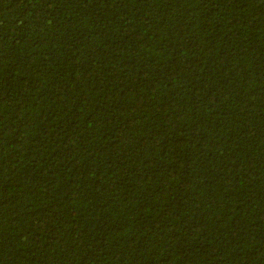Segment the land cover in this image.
Listing matches in <instances>:
<instances>
[{
    "label": "trees",
    "instance_id": "obj_1",
    "mask_svg": "<svg viewBox=\"0 0 264 264\" xmlns=\"http://www.w3.org/2000/svg\"><path fill=\"white\" fill-rule=\"evenodd\" d=\"M0 264H264V0H0Z\"/></svg>",
    "mask_w": 264,
    "mask_h": 264
}]
</instances>
